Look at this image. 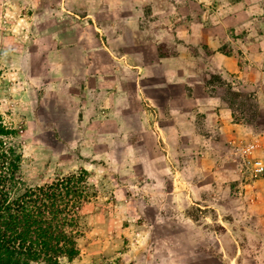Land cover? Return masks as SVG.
<instances>
[{
    "label": "rangeland",
    "instance_id": "374dc122",
    "mask_svg": "<svg viewBox=\"0 0 264 264\" xmlns=\"http://www.w3.org/2000/svg\"><path fill=\"white\" fill-rule=\"evenodd\" d=\"M69 1L0 0V115L11 133L5 141L21 156L19 186L85 179L88 199L73 228L78 254L59 264H204V252L230 250L227 237L264 234V173L256 175L251 165H264V0H175L169 6L168 27L197 30L187 33L190 51H183L199 59L201 70L209 71L204 54L207 61L217 54L232 68L224 79L201 77L206 93L219 95L245 131L205 152L173 135L163 142L148 101L136 104L138 114L135 105L118 104V92L111 98L85 92L75 96L79 104L55 100L46 90L52 77L44 59L52 43L40 28L57 10L68 17ZM101 3L110 7L109 0ZM164 8L161 1L158 9ZM100 78L103 89L108 81ZM245 80L253 85L242 86ZM196 122L203 130L198 116ZM246 143L254 144L249 154L242 152Z\"/></svg>",
    "mask_w": 264,
    "mask_h": 264
},
{
    "label": "crops",
    "instance_id": "0c3cea01",
    "mask_svg": "<svg viewBox=\"0 0 264 264\" xmlns=\"http://www.w3.org/2000/svg\"><path fill=\"white\" fill-rule=\"evenodd\" d=\"M161 1L165 8L159 11ZM174 1L109 0L110 7L106 9L102 8L101 0H70V17L62 16V10H57L54 17L41 24L40 30L52 43V50L44 53L45 64L53 79L46 90L55 100L78 104L75 96L85 92L90 95L101 90L110 98L118 92V104L135 105L138 114L141 109L138 106L148 101L156 109L157 127L161 128L163 142L173 135L178 144L185 141L198 148L202 146L205 152L208 145H222L235 138L238 132L245 131L244 126L234 122L231 110L219 95L206 93L207 87L201 77L202 73L208 72L222 75L224 79L223 73L227 75L232 68L223 67L224 62H219L217 54L208 57V61L204 54L203 68L208 67L209 71L201 70L199 59L183 51L185 46L190 51L191 42L185 38L187 33L197 30L184 31V26H167L165 19L169 21L168 16L172 13L169 6H173ZM152 19L162 20L165 24L153 26ZM118 24H121V30H117ZM99 51L103 55H95ZM164 51L169 54L165 55ZM100 64H103L102 68ZM100 77H106L108 81L103 89L99 85ZM146 78L156 81L147 84ZM243 83L246 87L253 85L246 80ZM172 88L179 90L170 91ZM159 96L163 98L161 101ZM130 97L134 101H130ZM96 102L98 104L97 99ZM160 114H165L163 120H160ZM197 116L204 125L203 130L198 128ZM262 130L264 132V126ZM226 239L233 242L230 241V250L222 253L215 250V254L204 252V264H264V234L238 232L235 237Z\"/></svg>",
    "mask_w": 264,
    "mask_h": 264
},
{
    "label": "trees",
    "instance_id": "16d2710c",
    "mask_svg": "<svg viewBox=\"0 0 264 264\" xmlns=\"http://www.w3.org/2000/svg\"><path fill=\"white\" fill-rule=\"evenodd\" d=\"M0 115V264H59L77 256L76 214L88 199L83 175L22 188L21 156Z\"/></svg>",
    "mask_w": 264,
    "mask_h": 264
},
{
    "label": "built area",
    "instance_id": "2783aa9c",
    "mask_svg": "<svg viewBox=\"0 0 264 264\" xmlns=\"http://www.w3.org/2000/svg\"><path fill=\"white\" fill-rule=\"evenodd\" d=\"M242 152L244 154H249L253 148H254V144L253 143H246L244 146H242ZM252 165V168H253V172L256 174V175H261L264 173V165L261 161H253L251 163Z\"/></svg>",
    "mask_w": 264,
    "mask_h": 264
}]
</instances>
